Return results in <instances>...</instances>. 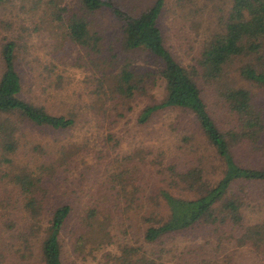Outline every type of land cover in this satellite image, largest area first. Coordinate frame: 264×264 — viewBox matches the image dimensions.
<instances>
[{
	"label": "trees",
	"instance_id": "1",
	"mask_svg": "<svg viewBox=\"0 0 264 264\" xmlns=\"http://www.w3.org/2000/svg\"><path fill=\"white\" fill-rule=\"evenodd\" d=\"M76 2L77 10L61 6L57 0L46 2L48 20L58 30L53 45L58 65H74L85 71L86 65L80 57L67 61L70 50L84 51L90 65L102 67L101 80L91 94L95 96L96 108L104 115L114 113L122 117L125 110H133V103L145 98L147 103L139 109L137 125H146L158 113L178 111L190 117L195 125L199 135L195 143L201 150V154H196L198 157L186 163H180V156L171 158L162 151L153 155L150 184L157 182L155 177L159 182L151 186L146 197L142 196L144 189L138 183L146 170L143 165L121 169L120 174L111 175L106 184L108 189L96 196L90 205L84 204L81 215L75 218L76 242L80 245L97 239L104 242L109 239L111 223L114 225L116 219L121 220L126 224L125 230L126 227L138 229L140 243L134 247L123 243L113 261L117 264H162L163 254L168 253L166 243L173 242L182 233L204 227L202 225H215L221 216L219 225L228 221L240 228L239 235H235L238 229L230 231L238 246L264 253V221L243 227L240 205L231 190L234 184L241 182L264 183V169L242 165L235 157V151L244 144L253 152L261 150L264 116L254 105L249 90L224 80L226 69L235 60L246 59L249 63L239 76L264 91V0H229L225 15L217 28L202 40L195 65L189 68L177 62L166 47L160 25L165 0H153L137 14L117 7L119 0ZM100 10H108L120 24L119 43L124 53L141 51L154 59L158 79L163 84L161 95L150 93V86L156 83L152 72L141 73L125 61L118 67L116 55L102 58L101 38L92 35L86 19V15ZM18 54L14 42L7 41L2 46L0 144L6 153L17 150L20 144L17 133L22 131V124L62 131L71 129L76 122L75 114L52 113L24 96V82L17 69L20 65ZM92 54L97 57L92 58ZM64 71L61 66L48 68L42 80L47 83L44 90L51 86L53 90L60 88ZM201 81L223 85L222 104L233 118V124L227 129H220L212 118L203 99ZM182 142L187 143L189 139L183 138ZM69 155H63L57 163L43 164L39 174L23 170L11 178L24 195L22 209L30 222L29 233L37 238L40 236L41 264H63L61 234L74 217L75 209L70 204L47 209L43 199L49 190L47 181L53 180V170L66 163ZM127 174L131 176L124 178ZM149 247L152 252L147 251Z\"/></svg>",
	"mask_w": 264,
	"mask_h": 264
},
{
	"label": "rangeland",
	"instance_id": "2",
	"mask_svg": "<svg viewBox=\"0 0 264 264\" xmlns=\"http://www.w3.org/2000/svg\"><path fill=\"white\" fill-rule=\"evenodd\" d=\"M47 1L0 2V74L3 67L2 46L12 41L20 53L17 69L24 82V96L52 113L75 114L76 122L71 129L62 131L35 129L22 124V131L17 133L20 143L17 150L6 153L0 144V264H41L40 236L37 238L29 233L30 222L22 209L24 195L11 178L23 170L39 174L40 166L57 163L67 154L70 155L66 163L56 166V171L52 172L53 180L47 181L49 190L43 199L47 209L63 204H70L75 209L74 217L61 234L62 262L117 264L113 260L119 255L120 245L126 243L134 247L140 243L138 229L126 227L125 230L126 224L116 219L114 225L111 223L109 226V239L80 245L74 237L77 227L75 218L84 204L90 205L96 196L108 189L106 184L110 176L120 174L121 169L143 165L146 170L142 167L138 183L144 189L142 196H148L151 186L159 182V178L155 177L157 182L150 184L152 156L162 151L171 158L180 156V163L195 159L198 157L196 154H201L195 143L199 135L190 117L178 111L158 113L146 125H137L139 109L147 103L145 98L133 103V110H125L122 117L114 113L104 115L97 109L95 96L91 93L101 80L102 67L90 65L85 52L78 48L70 50L71 56L67 61L80 57L86 65L85 71L78 70L74 65H58L57 52L53 47L58 30L48 20ZM57 1L61 6L78 9L76 0ZM152 1L119 0L116 6L137 14L150 6ZM228 4L229 0H165L160 25L166 47L177 62L187 68L195 65L202 40L217 28ZM86 19L92 35L101 38L102 58L116 55L114 59L118 56V67L125 61L141 73L152 72L156 83L150 86V93L157 97L161 95L163 84L158 79V66L154 59L145 52L122 51L120 24L111 13L100 10L86 15ZM92 55L90 57H97ZM247 63L246 59L235 60L226 69L224 80L228 84L236 82L234 86L249 90L254 105L262 110L264 116V91L239 76ZM53 65L65 69L63 82L56 90L52 89L53 86L44 90L47 83L42 80L48 72L45 71ZM199 85L212 118L220 129H227L233 124V118L222 104L223 85L203 81ZM183 138H188L189 142L183 144ZM235 157L242 165L264 169V144L258 152H253L245 144L239 146ZM130 176L127 174L124 178ZM231 190L240 205L243 227L264 221V183L241 182L234 184ZM221 218L218 216L215 225H202L204 227L182 233L173 242L166 243L168 253L163 254L162 264H264V253L248 246H238L230 231L238 229L235 235H239L240 228L228 221L219 225ZM26 248L27 254L22 258ZM147 251L152 252V249L149 247Z\"/></svg>",
	"mask_w": 264,
	"mask_h": 264
}]
</instances>
